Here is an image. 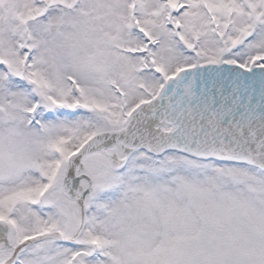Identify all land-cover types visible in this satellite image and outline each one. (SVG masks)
<instances>
[{
	"label": "snow or ice",
	"instance_id": "1",
	"mask_svg": "<svg viewBox=\"0 0 264 264\" xmlns=\"http://www.w3.org/2000/svg\"><path fill=\"white\" fill-rule=\"evenodd\" d=\"M0 264H264V0H0Z\"/></svg>",
	"mask_w": 264,
	"mask_h": 264
}]
</instances>
